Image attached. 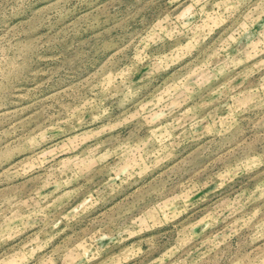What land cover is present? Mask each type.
<instances>
[{
    "label": "rangeland",
    "instance_id": "rangeland-1",
    "mask_svg": "<svg viewBox=\"0 0 264 264\" xmlns=\"http://www.w3.org/2000/svg\"><path fill=\"white\" fill-rule=\"evenodd\" d=\"M0 264H264V0H0Z\"/></svg>",
    "mask_w": 264,
    "mask_h": 264
}]
</instances>
